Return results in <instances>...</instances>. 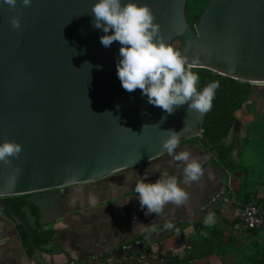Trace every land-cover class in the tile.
Returning a JSON list of instances; mask_svg holds the SVG:
<instances>
[{
    "label": "water",
    "instance_id": "water-1",
    "mask_svg": "<svg viewBox=\"0 0 264 264\" xmlns=\"http://www.w3.org/2000/svg\"><path fill=\"white\" fill-rule=\"evenodd\" d=\"M94 2L31 0L25 7L17 0L12 9L0 0V143L22 146L18 157L0 163V197L81 184L151 161L164 153L168 129L181 131L180 139L201 137L205 113L185 105L168 114L139 89L121 87L120 45L101 44ZM134 2L151 8L160 38L178 40L194 67L264 84V0H209L192 27L186 0ZM13 16L19 29L11 27ZM0 210L32 240L13 209L0 201Z\"/></svg>",
    "mask_w": 264,
    "mask_h": 264
},
{
    "label": "crops",
    "instance_id": "crops-1",
    "mask_svg": "<svg viewBox=\"0 0 264 264\" xmlns=\"http://www.w3.org/2000/svg\"><path fill=\"white\" fill-rule=\"evenodd\" d=\"M225 143L233 146V164L217 159L198 136L180 139L176 151H190L204 168L202 179L191 185L182 182V165L164 152L104 178L28 194L20 218L32 240L23 228L26 244L18 224L0 210V264H130L125 257L139 254L144 264H264V232L242 229L234 202L213 200L220 190L231 189L239 202L249 195L264 198V164L258 178L241 160L244 152L257 154L256 145H264V84L235 112ZM257 158L264 163V155ZM157 169L176 175L190 194L183 206H165L162 218L146 216L134 192L137 180L159 179ZM210 211L216 222L207 227L203 221ZM135 223H152L156 230L133 232ZM167 223L173 228L166 229ZM40 233L48 241L38 243ZM124 245L129 247L121 250Z\"/></svg>",
    "mask_w": 264,
    "mask_h": 264
},
{
    "label": "clouds",
    "instance_id": "clouds-1",
    "mask_svg": "<svg viewBox=\"0 0 264 264\" xmlns=\"http://www.w3.org/2000/svg\"><path fill=\"white\" fill-rule=\"evenodd\" d=\"M20 2L25 7L31 5V0ZM3 3L14 9L17 0H3ZM90 13L94 17L92 26L103 29L101 44L106 48L113 42L120 45L116 74L125 91L131 93L139 89L149 104L168 114L185 105L187 109L201 114L211 110L219 81L208 83L198 90L199 75L193 71L197 61L189 60L160 38V26L150 7L134 0H95ZM10 24L12 28L19 29V18L11 17ZM164 132L162 151L171 157L172 162L182 165L183 184L199 182L204 175L200 159L188 150L176 151L181 131L168 129ZM21 151L22 146L14 141L0 143V163L8 164L10 158L18 157ZM156 171L160 172L159 179L153 183H146L142 178L137 180L134 192L146 216L154 213L162 218L165 206H183L189 201L190 194L181 187L176 175H170L167 170ZM203 222L207 227L212 226L216 222L215 214L208 212ZM164 227L170 230L173 225L167 223ZM155 230L152 223H135L133 227V232Z\"/></svg>",
    "mask_w": 264,
    "mask_h": 264
},
{
    "label": "trees",
    "instance_id": "trees-1",
    "mask_svg": "<svg viewBox=\"0 0 264 264\" xmlns=\"http://www.w3.org/2000/svg\"><path fill=\"white\" fill-rule=\"evenodd\" d=\"M209 0H186L185 16L187 22L192 27L199 14L203 11ZM178 40H174L173 43ZM179 42V41H178ZM177 42V43H178ZM178 43L177 49L179 50ZM193 71L199 75L198 90L202 89L208 83L219 81V88L213 100L212 108L205 113L204 120L200 125L202 142L214 152L217 159L233 164L231 153L233 146L226 144L228 137L235 122V112L238 111L255 91L256 86L248 81L237 80L230 76L222 75L207 68L193 67ZM28 194L10 195L0 197V201L8 205L19 216H22V207L26 203ZM6 214H8L5 211ZM9 215V214H8ZM24 234V241L28 244V236L21 225H17ZM41 238L38 243L48 241L49 236L45 233L39 234Z\"/></svg>",
    "mask_w": 264,
    "mask_h": 264
},
{
    "label": "built area",
    "instance_id": "built-area-1",
    "mask_svg": "<svg viewBox=\"0 0 264 264\" xmlns=\"http://www.w3.org/2000/svg\"><path fill=\"white\" fill-rule=\"evenodd\" d=\"M217 198H221L224 203H235L237 218L242 229H255L264 232V198H259L256 195H249L247 201L239 202L235 199V191L232 189L229 192L220 190V192L213 197V200L215 201ZM134 244H139V241L134 242ZM128 247V245H124L121 250H125ZM125 259L129 261L130 264H144L143 254H139L135 257L126 256ZM99 264L102 263L100 262Z\"/></svg>",
    "mask_w": 264,
    "mask_h": 264
},
{
    "label": "rangeland",
    "instance_id": "rangeland-1",
    "mask_svg": "<svg viewBox=\"0 0 264 264\" xmlns=\"http://www.w3.org/2000/svg\"><path fill=\"white\" fill-rule=\"evenodd\" d=\"M178 43L177 41H175L172 45V47L174 49H177ZM252 124H257V122H253ZM251 126V125H249ZM255 151L257 154H250L247 151L244 152V157L241 159L244 162V165H246L247 169H248V173L249 175H252L253 170L256 172V175L254 173V175L258 178H262L263 177V173H262V166L264 163H261V160L258 159L257 157H263L264 155V145L258 143V145H256L255 147ZM260 176V177H259Z\"/></svg>",
    "mask_w": 264,
    "mask_h": 264
},
{
    "label": "flooded vegetation",
    "instance_id": "flooded-vegetation-1",
    "mask_svg": "<svg viewBox=\"0 0 264 264\" xmlns=\"http://www.w3.org/2000/svg\"><path fill=\"white\" fill-rule=\"evenodd\" d=\"M178 42V41H177ZM179 43V42H178Z\"/></svg>",
    "mask_w": 264,
    "mask_h": 264
}]
</instances>
